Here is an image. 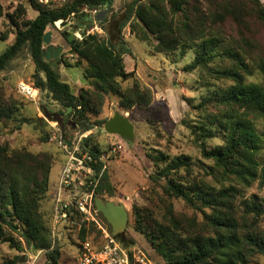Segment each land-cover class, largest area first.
Here are the masks:
<instances>
[{
  "label": "trees",
  "instance_id": "1",
  "mask_svg": "<svg viewBox=\"0 0 264 264\" xmlns=\"http://www.w3.org/2000/svg\"><path fill=\"white\" fill-rule=\"evenodd\" d=\"M25 1L37 12L36 17H26L23 3L12 13H4L0 4V17L6 15L15 28L13 43L0 55V73L28 53L35 64L34 86L45 101L41 111L50 121L62 119L65 130L70 127L84 132L103 125L108 118L102 114L111 95L118 97L126 112L152 105L151 88L135 71L126 69L125 56L132 55L127 28L154 52L178 53L183 58L193 50L194 58L184 67L185 72L199 70L205 82L228 83L219 88L207 83L206 93L197 103L184 98L198 113L195 123H185L200 149V160L188 154L170 156L158 149L147 154L155 167L152 179L156 183L165 180L161 188L166 199L160 202V217L152 207H135L136 227L162 260H155L158 264H252L255 255L264 257V199L255 194L245 198L243 192L254 182L264 188V163L259 160L264 132L257 126L258 120L264 121V2L130 0L118 10L110 8L106 22L96 24L88 20L92 11L112 7L114 0H66L48 5ZM58 20L62 26L70 24L61 35L68 54L75 59L71 62L63 53L61 63L80 68L87 84L77 91L62 79L53 60L43 57V36ZM96 25L103 34L89 32ZM75 32H80L82 39ZM255 71L262 80L248 81ZM51 105L61 108L51 110ZM21 108L19 98L0 84V132L4 128L20 130L32 121L47 125L42 117L32 120L23 116ZM48 139V132L40 136L41 142ZM94 139L91 136L86 144L99 154L101 147ZM211 140L220 143L209 145ZM53 165L47 152L33 153L0 143V245L7 244L20 253L2 264L23 262L21 253L26 250H46L48 261L60 264L59 248L49 250L50 222L43 212ZM113 191L106 172L96 197L109 200ZM174 198L195 213H177ZM86 234L87 228L81 227L79 236L84 240L90 237ZM117 238L125 244L124 233Z\"/></svg>",
  "mask_w": 264,
  "mask_h": 264
},
{
  "label": "rangeland",
  "instance_id": "2",
  "mask_svg": "<svg viewBox=\"0 0 264 264\" xmlns=\"http://www.w3.org/2000/svg\"><path fill=\"white\" fill-rule=\"evenodd\" d=\"M128 1L130 0H114L111 8L118 10ZM55 2L57 4L63 3H60V1ZM20 3L26 5V17L28 19L36 17L37 12L27 5L25 0H12L6 3L0 1L4 13L14 12ZM65 28H70V24L65 26L61 24L59 28L50 26L48 31L52 32L51 42L55 46H63L62 54L64 53V56L71 62H75L72 55L68 54L67 43L61 35V30ZM89 32L104 33L97 25ZM78 33L81 36L80 32H75L77 38H79ZM3 34H6L5 38H2ZM125 35L127 36L129 46L135 54L134 57L129 59L128 68L137 63L138 69L143 76L141 80L151 88L154 94V101L148 108L134 107L125 113L123 108L118 104V97L111 95L106 102L108 110H106V113L104 111L102 117H106L108 114L113 115L117 111L125 114L135 126V137L131 140L123 139L118 135L108 134L104 129H100V132L97 130L96 135L93 137L95 138V143H99L101 149H108L112 144L117 148L116 155L108 162V174L110 182L114 186L113 196H110L109 200L124 203L129 212V222L124 233L125 244L137 247L149 256H153L154 260H160L162 262L147 242L145 235L137 231V219L134 214L135 207H152L155 209L156 215L160 217L163 208V204L160 202L166 199L161 188L165 180L156 183L152 179L151 176L155 172V167L153 162L147 157V154L152 149H158L170 156L188 154L194 160H200V149L195 143L190 128L186 125V123L190 125L195 123L198 119V113L184 101V98H193V103H197L200 101L202 95L206 93L207 88L204 85H207V83H210L212 88L226 86L228 83L215 81L205 82L201 80L199 70L185 72L184 67L194 58L193 50H190L183 58L178 53L175 55H166L164 53L154 52L147 43L136 39L129 28L125 30ZM14 39L15 28L8 23L6 15H3L0 17V55L13 43ZM57 68L62 73V79L64 81L66 80L64 77L71 76L74 81L80 79L81 82H84L80 68H68L61 61ZM34 72L35 64L31 56L28 53H23L12 61L7 71L0 73V84L8 93L11 92L15 95V98H19L22 104L20 112L23 116H27L32 120L36 117H42L47 125L45 126L42 123L37 124L32 121L31 123L24 124L20 130L11 131L10 129L4 128L0 132V143H8L13 149L26 148L33 153L47 152L53 157L54 165L50 173L49 190L46 198L43 200V212L50 222L51 229L54 205L53 195L58 186L60 174L67 160V155L59 142L58 123L56 121H50L41 111L42 104L45 103L41 93L37 100H31L22 95L18 90L21 82L34 85ZM261 80L262 76L258 71H255L254 75L248 78V81L253 82H260ZM129 83L131 82L129 81L126 84ZM73 87L75 91L79 89L77 86ZM49 108L57 111L61 106L51 105ZM257 126L261 132H264V121L258 120ZM44 132L49 133L48 142H41L40 140V136ZM77 132H80L79 128L72 129L67 127L65 130L67 137ZM208 143L210 145L220 143V141L211 140ZM259 160L264 163V149L261 151ZM206 178L207 180L210 179L209 177ZM243 192L245 198H250V196L255 194L259 198L264 199V188L260 187L258 182H254L249 188L243 189ZM172 203L177 213L186 215H193L195 213L181 199L174 198L172 199ZM198 214V217L201 219V214ZM78 222L79 225H70V221L68 220L67 229L64 231V235L61 236L60 240H56L57 242H55L51 229L52 247L49 250L59 248L60 264H78L76 258L78 242L79 240H83L79 236L81 227L85 226L87 228L86 236H97L98 238L96 240L100 238L99 232L93 224H84L82 223V219H79ZM131 240L133 243H131ZM21 254L24 256V261L19 264H52L48 261L46 250L38 252L26 250ZM16 255H20V253L11 250L7 244L0 245V264L7 259L14 258ZM252 264H264V257L262 255H255Z\"/></svg>",
  "mask_w": 264,
  "mask_h": 264
},
{
  "label": "built area",
  "instance_id": "3",
  "mask_svg": "<svg viewBox=\"0 0 264 264\" xmlns=\"http://www.w3.org/2000/svg\"><path fill=\"white\" fill-rule=\"evenodd\" d=\"M38 1L48 5L55 1L64 3L66 0ZM96 11L93 10L92 13ZM78 37L82 39L79 33ZM18 90L31 100L39 98V90L29 83L21 82ZM102 126L95 125L90 130L67 137L71 139L70 145L63 140L61 129L58 128L59 142L67 155V160L53 195L51 229L55 242L64 235L68 220L70 225H79L78 220L82 219V223L95 226L100 238L96 240L98 237L95 236L79 240L76 254L78 264H158L143 250L126 245L113 236L110 227L96 209L94 201L97 188L108 172L109 160L117 153V148L113 144L108 149H101L99 154L93 152L91 146L86 144V140L95 136L97 130L100 132V129H103Z\"/></svg>",
  "mask_w": 264,
  "mask_h": 264
},
{
  "label": "water",
  "instance_id": "4",
  "mask_svg": "<svg viewBox=\"0 0 264 264\" xmlns=\"http://www.w3.org/2000/svg\"><path fill=\"white\" fill-rule=\"evenodd\" d=\"M111 6L106 5L95 13H91L88 20L93 23L106 22L107 15L110 12ZM62 20L55 22L56 27H60ZM52 32L48 31L43 36V43L45 48L43 49V57L46 61L53 60V67L56 68L61 61V55L63 52V46H55L51 42ZM57 123L62 132L63 140L70 145L71 139L65 136V126L62 119L58 118ZM103 129L112 135H118L123 139L131 140L135 137V126L131 122L130 118L125 114L117 111L103 124ZM95 206L97 211L102 215L105 222L111 229L113 236L117 237L120 234L125 233L129 222V212L124 203H116L115 201L106 200L102 197L95 198Z\"/></svg>",
  "mask_w": 264,
  "mask_h": 264
},
{
  "label": "crops",
  "instance_id": "5",
  "mask_svg": "<svg viewBox=\"0 0 264 264\" xmlns=\"http://www.w3.org/2000/svg\"><path fill=\"white\" fill-rule=\"evenodd\" d=\"M2 3H6L7 1L9 2H11L12 0H0ZM263 2H264V0H262ZM97 28V27H96ZM134 36V35H133ZM126 39H127V36H126ZM131 48V47H130ZM134 54V52L132 51V55H129V54H127L126 56H125V62H126V69H127V71L128 72H130V71H135L136 72V74H137V76L139 77V78H141V79H143V76L141 75V72H140V70L138 69V66H137V63H135V64H133V66L132 67H130V68H128V63H129V59H131L132 57H134L135 56V54ZM83 75V74H82ZM61 76H62V73H61ZM65 79H66V81H68V82H70L73 86H77V87H79V88H81V87H87V84H86V82H85V80H84V82H81V80L80 79H77V80H73L72 79V77L71 76H66V77H64ZM84 79V78H83ZM118 104H119V102H118ZM106 110H108V107H105V113H106ZM107 113H108V111H107ZM125 113H126V111H125ZM106 115V114H105ZM112 115H110V114H108L106 117L107 118H110Z\"/></svg>",
  "mask_w": 264,
  "mask_h": 264
},
{
  "label": "flooded vegetation",
  "instance_id": "6",
  "mask_svg": "<svg viewBox=\"0 0 264 264\" xmlns=\"http://www.w3.org/2000/svg\"><path fill=\"white\" fill-rule=\"evenodd\" d=\"M62 56V55H61Z\"/></svg>",
  "mask_w": 264,
  "mask_h": 264
}]
</instances>
